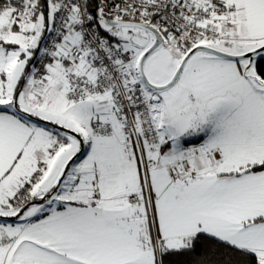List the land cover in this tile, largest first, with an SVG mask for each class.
<instances>
[{"label": "snow or ice", "instance_id": "1", "mask_svg": "<svg viewBox=\"0 0 264 264\" xmlns=\"http://www.w3.org/2000/svg\"><path fill=\"white\" fill-rule=\"evenodd\" d=\"M0 264H264V0H0Z\"/></svg>", "mask_w": 264, "mask_h": 264}]
</instances>
